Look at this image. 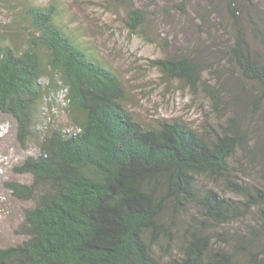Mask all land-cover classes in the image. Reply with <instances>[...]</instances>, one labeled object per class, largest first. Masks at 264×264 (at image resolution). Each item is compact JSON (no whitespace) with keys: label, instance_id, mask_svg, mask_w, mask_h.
Returning <instances> with one entry per match:
<instances>
[{"label":"trees","instance_id":"1","mask_svg":"<svg viewBox=\"0 0 264 264\" xmlns=\"http://www.w3.org/2000/svg\"><path fill=\"white\" fill-rule=\"evenodd\" d=\"M21 1L13 23L23 39L0 37V112L13 119L23 146L37 137L38 154L14 166L31 182L5 183L33 205L17 230L22 241L0 247V264H264V184L233 171L238 151L244 161L251 153L241 117H229L210 137L176 120L143 125L122 105L121 79L60 24L58 5ZM220 2L232 26L225 66L260 112L264 15L254 0ZM143 22L141 9H128L130 31ZM155 65L192 87L200 79L199 62L187 55ZM59 93L65 124L41 113ZM251 215L254 224L238 230Z\"/></svg>","mask_w":264,"mask_h":264},{"label":"rangeland","instance_id":"2","mask_svg":"<svg viewBox=\"0 0 264 264\" xmlns=\"http://www.w3.org/2000/svg\"><path fill=\"white\" fill-rule=\"evenodd\" d=\"M264 15V0H254ZM21 0L9 5L0 0V37L10 35L22 40V31L13 23V14ZM32 3L58 5L57 19L74 40L93 51L122 81V105L133 118L145 126H155L160 120L181 121L205 137H210L231 117H241L247 133L250 158L244 161L238 151L233 163L236 178L264 184V110L256 111L251 96L244 90L236 75L228 69L223 48L230 43L232 30L229 19L221 10L220 0H29ZM183 4L184 11L177 7ZM129 8L141 9L143 25L137 32L127 26ZM22 21V18L20 19ZM23 19V25L26 24ZM251 24H246L249 38ZM258 49V42L254 41ZM259 54L264 59V48ZM187 55L199 62L200 79L192 87L185 80L169 77L155 61L170 56ZM63 94L52 103L44 101L41 113L45 120L67 123ZM254 112V113H253ZM256 113V114H255ZM42 125L34 132L40 133ZM259 141L254 146L253 141ZM37 137L23 146L15 137L13 119L0 112V247L17 244L23 239L18 227L25 209L32 200H18L5 183L31 182L29 174L17 173L14 166L27 156L38 154ZM253 146V147H252ZM242 162V163H241ZM221 194L233 196L220 182H205ZM223 187V188H222ZM254 215L245 224H254ZM238 226V225H237ZM248 234V232L246 233ZM163 243V241H162ZM264 243V232L261 235ZM162 255L168 253L161 249ZM170 257L176 256L175 248Z\"/></svg>","mask_w":264,"mask_h":264}]
</instances>
